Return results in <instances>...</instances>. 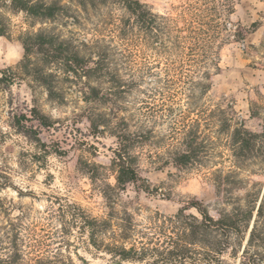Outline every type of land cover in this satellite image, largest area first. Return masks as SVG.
Instances as JSON below:
<instances>
[{
	"label": "rangeland",
	"instance_id": "1",
	"mask_svg": "<svg viewBox=\"0 0 264 264\" xmlns=\"http://www.w3.org/2000/svg\"><path fill=\"white\" fill-rule=\"evenodd\" d=\"M59 1L63 11L42 22L0 0V256L17 244L18 264H149L105 245L167 240L169 217L194 200L220 218L249 191L264 194V156L238 168L232 150L235 128L264 130V0H139L163 24L152 33L119 2ZM194 7L208 9L210 34L219 23L204 51L164 28H184ZM38 32L66 50L55 63L30 55L47 83L25 66L23 41ZM191 53L205 54L204 67ZM119 84L126 92L112 94ZM122 131L140 137L130 148L139 178L118 192L109 187H117ZM186 138L197 141L198 159L181 165ZM222 264L242 261L227 254Z\"/></svg>",
	"mask_w": 264,
	"mask_h": 264
},
{
	"label": "trees",
	"instance_id": "2",
	"mask_svg": "<svg viewBox=\"0 0 264 264\" xmlns=\"http://www.w3.org/2000/svg\"><path fill=\"white\" fill-rule=\"evenodd\" d=\"M11 1L13 8L23 10L32 18L42 22L53 20L63 11V6L59 0H53L50 3L45 0ZM78 2L80 4H107L109 2L124 4L138 26L146 33L158 31L163 25L157 22L156 15L151 14L146 5L139 0H78ZM207 10H204V8H191L189 12L192 19L189 22L186 21L184 28H179L178 25L171 26V23H166L164 28L168 33L174 34L177 39L184 38L192 41L191 46H184V48L190 49L189 51H204L208 43L206 36L213 42L219 35V23L213 25V32L210 34V28H207L208 22H204L201 18L205 16ZM5 35L6 30L0 19V36ZM59 41L58 36L45 32L29 34L23 41L26 52L25 66L30 69L29 71L33 70L36 78L41 82L47 83L46 79L49 75L45 70L31 66L30 55L36 51L42 54L48 63L59 62L64 59L63 56L66 51ZM191 54L195 56L194 61L197 57L199 67H204L205 60L203 58L206 57L205 54L201 53L200 57H198V54ZM211 61L215 68L220 69L218 54H212ZM203 74L208 75L205 71H203ZM114 77L113 79H115ZM114 81H116L114 83H119L118 80ZM199 85L203 94L209 90V85L202 82V80ZM124 89V86L119 84L115 87L117 92L115 91L116 93L112 94L125 93ZM48 90L52 95V88H48ZM24 127H27V125L22 123V130ZM94 128L97 130L98 126ZM117 137L120 141V147L116 149L117 187H109V189L122 192L126 189L127 184L136 183L139 178V170L134 157L130 153V148L139 141L140 137L125 131L120 132ZM232 145L235 165L241 168V165H245L247 161L257 160V158L264 156V130L261 133H253L243 126L235 128L232 133ZM185 146H187V151H179L175 156V162L181 165L193 163L198 159L199 147L197 141L187 140L186 138ZM60 151L62 150H55L56 153H60ZM234 176H236V173L227 175V183H237L230 179ZM221 177L222 175L218 176L217 181L224 184ZM261 193L262 189L257 192L249 191L243 201L231 202L232 208L230 210H222L220 218H215L202 202L194 200L169 217L168 232L166 233L165 230L161 232L167 240L157 242L155 238L148 237L149 241L141 242L140 246L133 244L128 248L125 245L106 244L105 248L122 260L135 262L149 260V264H222L227 254L234 258L240 256L242 264H264V194L261 195ZM106 197L114 201L112 196L106 195ZM189 209H195L197 213L188 212ZM97 222V220L92 221L94 224H90V226L97 225ZM102 224L105 225L104 228L107 230L108 221H102ZM94 233L92 232V239L96 241L93 236ZM127 233L128 229L124 228L122 238H129ZM15 246L16 248L12 253L0 256V264H18V261L22 262L23 257L17 248V244Z\"/></svg>",
	"mask_w": 264,
	"mask_h": 264
},
{
	"label": "crops",
	"instance_id": "3",
	"mask_svg": "<svg viewBox=\"0 0 264 264\" xmlns=\"http://www.w3.org/2000/svg\"><path fill=\"white\" fill-rule=\"evenodd\" d=\"M0 37H2V36H0Z\"/></svg>",
	"mask_w": 264,
	"mask_h": 264
}]
</instances>
